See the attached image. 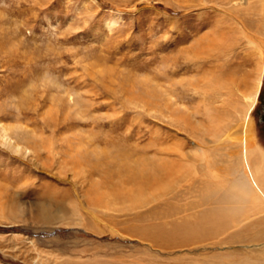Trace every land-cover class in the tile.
I'll list each match as a JSON object with an SVG mask.
<instances>
[{"label":"rangeland","instance_id":"obj_1","mask_svg":"<svg viewBox=\"0 0 264 264\" xmlns=\"http://www.w3.org/2000/svg\"><path fill=\"white\" fill-rule=\"evenodd\" d=\"M255 48L264 0H0V264H264Z\"/></svg>","mask_w":264,"mask_h":264},{"label":"bare ground","instance_id":"obj_2","mask_svg":"<svg viewBox=\"0 0 264 264\" xmlns=\"http://www.w3.org/2000/svg\"><path fill=\"white\" fill-rule=\"evenodd\" d=\"M205 2H208V1H205ZM212 3L215 4V2H212ZM231 8H232V6H231ZM231 8L229 10H227V16L222 17V20L215 21V23H217V24H215V28L213 29V31L210 32L211 34L208 35V37H206L208 40V41H206V43H208V46L207 47L204 46L205 41L201 42L203 45L201 44V46H200L201 52L199 50V54H201L200 58L203 62L206 59L209 60L210 58L214 57V56L210 57L209 55H207V54H209L208 52H210V51H211L210 53L213 52V54H214V51L215 52L217 51L218 54L222 53L221 50L223 49L222 48L223 45L229 46V42L231 43V41H232L231 39L235 38V42L233 44L238 43L240 40H244L247 42V44L253 45V43H252L253 41L251 40V38H248V36L246 35V34H248L247 30H248V28H250V25L248 23L243 24L239 18V17H241V14L237 15V12L236 11L234 12ZM255 50L259 52L258 53L259 57L263 60V63H264V53L262 52V50H260V48L259 49L255 48ZM202 52L204 55L202 54ZM217 53H215V54H217ZM204 63H206V62H204ZM202 64L203 63H201L199 65H202ZM190 67H191V65H190ZM247 102H248L249 109L250 108L252 109L257 104V98L247 97ZM0 130H1V136H0V144H1L3 142L2 136H6L7 133L9 131H11V128L7 125L1 124ZM263 174L264 173L259 168H255V170H252V174H251L252 182L256 183L257 180L258 181L259 180L264 181ZM246 179H247V177H245L243 180L247 181ZM261 185H262L263 194H257L256 199L257 198H260V199L263 198L264 199V184H261ZM245 193L246 194L252 193V190L250 189L249 186L245 188ZM262 201H264V200H262ZM257 202H259V201H257Z\"/></svg>","mask_w":264,"mask_h":264},{"label":"flooded vegetation","instance_id":"obj_3","mask_svg":"<svg viewBox=\"0 0 264 264\" xmlns=\"http://www.w3.org/2000/svg\"><path fill=\"white\" fill-rule=\"evenodd\" d=\"M258 101V100H257ZM257 105V104H256Z\"/></svg>","mask_w":264,"mask_h":264}]
</instances>
